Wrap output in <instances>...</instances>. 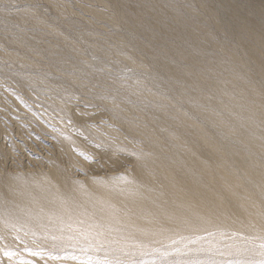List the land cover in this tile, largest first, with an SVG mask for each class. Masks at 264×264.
<instances>
[{"label":"bare ground","instance_id":"1","mask_svg":"<svg viewBox=\"0 0 264 264\" xmlns=\"http://www.w3.org/2000/svg\"><path fill=\"white\" fill-rule=\"evenodd\" d=\"M197 1L206 8V0ZM242 3L240 8L237 0H216L205 21L185 7L176 16L172 13L177 26L169 11L159 7L119 13L128 27H139L146 19L144 29L157 33L150 37L159 51L151 80L162 87L156 100L170 106L153 109L148 125L139 129L151 139L152 152L134 158L133 169L122 175L67 183L63 171L53 167L43 176L33 172L3 179V244L16 230L41 240L46 235L57 247L85 245L89 252H110L115 263L160 251L165 241L183 244L178 253L190 257L176 264L264 261V249L237 235L264 236V7L261 0ZM215 30L229 36L231 45L219 42ZM127 39L129 50L118 51V56L130 62L131 52L143 47ZM222 50L227 55L219 62ZM98 59L94 56L92 64ZM80 116L74 114V120ZM193 116L200 124H193ZM62 145L67 149L76 143L64 138ZM101 161L114 172L122 160L104 151ZM151 181L157 189L148 186ZM1 255L6 264L15 263L11 250Z\"/></svg>","mask_w":264,"mask_h":264},{"label":"rangeland","instance_id":"2","mask_svg":"<svg viewBox=\"0 0 264 264\" xmlns=\"http://www.w3.org/2000/svg\"><path fill=\"white\" fill-rule=\"evenodd\" d=\"M113 1L0 0V182L17 174L34 172L43 176L53 167L63 171L67 183L87 176L122 175L133 169L134 158L152 152L151 139L139 131L148 125L153 109L170 106L156 100L155 94L162 87L151 80L150 73L156 69L151 66L159 51L150 37L157 38V33L144 29L146 19L139 27H128L119 13L148 5L176 16L191 6L194 17L205 21L206 10L214 7L216 0H206V8L197 0ZM261 1L264 7V0ZM237 2L241 8L242 0ZM99 14L102 19L95 17ZM175 21L173 25L177 26ZM213 33L224 46L231 45V38L225 33ZM129 37L138 40L143 48L131 52L132 61L127 62L118 55L129 50L125 47ZM224 51L217 54L219 62L225 60ZM94 56L99 59L92 64ZM141 110L143 114L139 113ZM77 113L80 119L74 120ZM183 113L188 115L184 110ZM190 118L195 125L201 122L198 117ZM64 138H72L77 146L66 149L62 145ZM104 151L122 160L117 171L104 168ZM203 157H210L207 151ZM150 183L152 190L158 188L155 182ZM15 234L19 241L13 238ZM9 235L5 244L3 234L0 236V253L11 250L14 264H176L190 258L179 254L183 244H172L173 241H165L160 251L135 254L115 263L112 253L103 254L100 249L89 252L85 245L57 247L46 235L41 240L16 230ZM237 235L246 238L250 246L255 243L261 248L264 243V236ZM1 254L0 264H6ZM198 256L203 257L204 253Z\"/></svg>","mask_w":264,"mask_h":264},{"label":"snow or ice","instance_id":"3","mask_svg":"<svg viewBox=\"0 0 264 264\" xmlns=\"http://www.w3.org/2000/svg\"><path fill=\"white\" fill-rule=\"evenodd\" d=\"M98 235H103V233H98ZM261 248L264 249V243L261 244ZM260 264H264V261H261Z\"/></svg>","mask_w":264,"mask_h":264}]
</instances>
